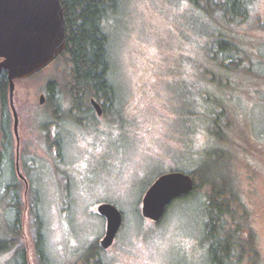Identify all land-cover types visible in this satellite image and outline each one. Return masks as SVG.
Wrapping results in <instances>:
<instances>
[{
  "label": "rangeland",
  "instance_id": "1",
  "mask_svg": "<svg viewBox=\"0 0 264 264\" xmlns=\"http://www.w3.org/2000/svg\"><path fill=\"white\" fill-rule=\"evenodd\" d=\"M216 9L190 0H120L106 20L117 103L103 118L85 112L79 123L69 113L65 58L16 82L20 167L32 184L23 182L20 244L0 264H17L20 249L27 264H92L94 257L98 264H210L204 212L212 188L198 167L215 171L225 189L220 200L240 233V263L264 264V0H236L231 15ZM50 82L63 98L62 159L50 146L61 136L47 137L40 125L52 113L39 104ZM14 156L15 168L16 146ZM176 170L194 171L198 189L160 223L144 219V194L159 173ZM36 198L47 263L34 242ZM103 202L124 215L108 251L97 248L106 230L97 213ZM9 218L0 204L2 238Z\"/></svg>",
  "mask_w": 264,
  "mask_h": 264
},
{
  "label": "trees",
  "instance_id": "2",
  "mask_svg": "<svg viewBox=\"0 0 264 264\" xmlns=\"http://www.w3.org/2000/svg\"><path fill=\"white\" fill-rule=\"evenodd\" d=\"M190 1L194 7L207 11H212V7L217 5L216 10L223 11L225 15L236 14L234 11L236 0L234 2L232 0ZM61 3L66 20L67 48L58 59L65 58L69 61L71 72L67 95L73 101L80 102V105L92 99L101 104L117 102L116 88L111 81L112 59L106 20L117 12L120 0H61ZM244 11L241 10L240 14ZM216 44L224 49L225 41L219 39ZM223 59L235 62L233 55L226 54ZM8 90L7 75L3 73L0 83V204L1 207L3 206V211L8 212L10 218L4 224V237H0V255L10 252L18 242L20 244L18 239L22 231L23 217V182L17 177L13 165L16 141L12 130L13 116L9 107ZM47 95L46 105L52 108V113L48 115L46 122H40V125L49 137L52 132L51 128L58 126L65 118L61 114L59 105L63 99L59 84L50 82L47 86ZM62 154H58V159L63 158ZM184 173L190 174L195 180L194 171ZM162 174L164 173H159L158 177ZM196 174L212 188V195L206 203L204 212L208 218L205 238L208 242L210 264H241L238 256L239 248L240 253H243V245L239 242L240 233L237 234L236 230L230 226L229 214L225 204L223 205L220 200L225 195V189L219 186L218 175L215 171L198 167ZM31 182L29 181V187ZM196 188L198 189V184L195 180ZM30 206L33 223H35L34 242L37 255L41 263H47V246L38 199H32ZM7 232H9L8 235ZM97 248L99 249L98 246ZM20 259L21 264H27L24 249L16 252V261L20 262ZM92 259H96L91 260L92 264H98V257Z\"/></svg>",
  "mask_w": 264,
  "mask_h": 264
},
{
  "label": "water",
  "instance_id": "3",
  "mask_svg": "<svg viewBox=\"0 0 264 264\" xmlns=\"http://www.w3.org/2000/svg\"><path fill=\"white\" fill-rule=\"evenodd\" d=\"M66 48V20L61 0H0V83L2 74L6 73L16 141L15 168L26 189L29 185L20 167V118L15 106L16 82L44 71ZM45 102V96L41 95L39 104ZM92 106L97 116L103 115L99 102L92 99ZM194 190L195 180L190 174L180 171L164 173L144 194L141 215L158 224L175 201L189 197ZM97 213L106 221L99 249L107 251L114 245L124 224V215L109 202L98 205Z\"/></svg>",
  "mask_w": 264,
  "mask_h": 264
},
{
  "label": "flooded vegetation",
  "instance_id": "4",
  "mask_svg": "<svg viewBox=\"0 0 264 264\" xmlns=\"http://www.w3.org/2000/svg\"><path fill=\"white\" fill-rule=\"evenodd\" d=\"M42 95H44L45 96V98H46V100H47V97H48V95H47V92H45V94H42ZM117 102H115V103H106V104H101L100 103V105H101V107H102V110H103V115L102 116H97V118L98 119H100V118H103L104 116H106L107 115V113H108V109H109V107L111 106V105H114V104H116ZM46 104H47V102H45L43 105H40L41 107H45L46 106ZM61 102L59 103V105L61 106ZM72 104H73V106H72V110L69 112V113H71L72 115H74V119L76 120V121H78L79 123H81L82 122V119H81V114L82 113H91V114H96L97 115V113H96V110L94 109V107L92 106V100H88V101H85V102H83L81 105H80V102H75V101H73L72 102ZM80 105V106H79ZM77 106H79V107H77ZM60 108H62V106L60 107ZM76 115V116H75ZM76 117V118H75ZM66 119H64V121H65ZM62 126L60 125V123L58 124V126H53L51 129H52V132H51V135L50 136H52V137H57V136H61V139L60 138H58L57 137V139H55L54 140V143H52L51 144V146H53L55 149H56V151H57V154H54L55 156L57 155L58 156V154L59 153H62V151H63V148H64V146H63V132L62 131H64V127H62ZM61 128V129H60ZM53 130H54V132H53ZM62 130V131H61ZM59 145H60V148H59ZM16 146V145H15ZM53 151H55L54 149H53ZM104 203V202H103ZM102 204V203H101ZM100 205V204H99ZM99 215V214H98ZM100 216V215H99ZM106 222V221H105ZM116 241V240H115ZM115 244V243H114ZM98 247H99V245H98ZM108 251V250H107Z\"/></svg>",
  "mask_w": 264,
  "mask_h": 264
},
{
  "label": "bare ground",
  "instance_id": "5",
  "mask_svg": "<svg viewBox=\"0 0 264 264\" xmlns=\"http://www.w3.org/2000/svg\"><path fill=\"white\" fill-rule=\"evenodd\" d=\"M149 189V188H148Z\"/></svg>",
  "mask_w": 264,
  "mask_h": 264
}]
</instances>
